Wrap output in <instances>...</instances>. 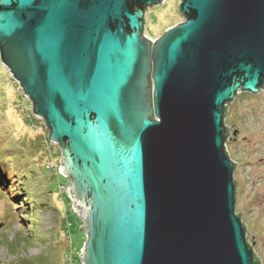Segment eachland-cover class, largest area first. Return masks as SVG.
I'll use <instances>...</instances> for the list:
<instances>
[{
	"label": "water",
	"instance_id": "obj_1",
	"mask_svg": "<svg viewBox=\"0 0 264 264\" xmlns=\"http://www.w3.org/2000/svg\"><path fill=\"white\" fill-rule=\"evenodd\" d=\"M0 0V57L60 147L83 264H263L236 212L225 123L264 93V0Z\"/></svg>",
	"mask_w": 264,
	"mask_h": 264
},
{
	"label": "rangeland",
	"instance_id": "obj_2",
	"mask_svg": "<svg viewBox=\"0 0 264 264\" xmlns=\"http://www.w3.org/2000/svg\"><path fill=\"white\" fill-rule=\"evenodd\" d=\"M181 2L148 7L144 33L157 38L185 21ZM225 123L236 131L227 141L237 162L236 212L264 264V93L241 91ZM60 158L44 120L0 57V163L16 181L0 186V264H83L85 226L72 208L70 178L60 172Z\"/></svg>",
	"mask_w": 264,
	"mask_h": 264
},
{
	"label": "trees",
	"instance_id": "obj_3",
	"mask_svg": "<svg viewBox=\"0 0 264 264\" xmlns=\"http://www.w3.org/2000/svg\"><path fill=\"white\" fill-rule=\"evenodd\" d=\"M232 135L229 137V139L232 137ZM14 182L16 181L12 182V178L9 175V172L6 169H4V167L0 163V186L9 187ZM255 255L257 258L259 257L257 253H255Z\"/></svg>",
	"mask_w": 264,
	"mask_h": 264
}]
</instances>
